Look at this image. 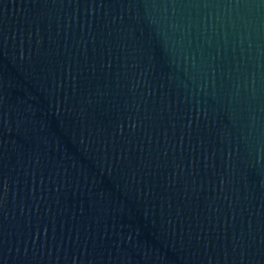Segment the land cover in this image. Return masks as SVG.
<instances>
[{
    "label": "water",
    "instance_id": "water-1",
    "mask_svg": "<svg viewBox=\"0 0 264 264\" xmlns=\"http://www.w3.org/2000/svg\"><path fill=\"white\" fill-rule=\"evenodd\" d=\"M0 264H264V0H0Z\"/></svg>",
    "mask_w": 264,
    "mask_h": 264
}]
</instances>
